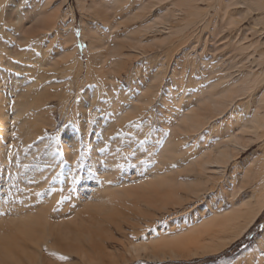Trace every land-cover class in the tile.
Instances as JSON below:
<instances>
[{
	"label": "rangeland",
	"instance_id": "obj_1",
	"mask_svg": "<svg viewBox=\"0 0 264 264\" xmlns=\"http://www.w3.org/2000/svg\"><path fill=\"white\" fill-rule=\"evenodd\" d=\"M78 1L80 0H67V4L65 6V8H69V14L72 13L74 17L73 40L69 43L66 41L68 44L67 43L64 44V46H66V51L69 52V53H66L67 55H69L66 61V64L68 65L67 67L70 68V71H69V68L62 66V65H65L63 64L65 63V61L60 62L58 66L56 67V68H59V67L61 68L62 66L64 67L63 69L67 68L69 72L66 69L65 76H61V75L52 76L55 71H48L50 72V75L52 76L49 78V79H52V82L50 80L51 82L50 94L51 96L52 94L54 96V93L56 92L57 93L55 94L56 97L54 96L56 99H54L52 96L51 97L52 99L51 98L48 99L46 105L42 107L43 109H45V107L46 109H49V108L50 109L47 111L41 108L42 112L38 113L40 117L45 119L44 122L40 123L41 124L40 126H35L33 119L31 120L30 123H28L27 121L30 119L28 118L30 113L28 114L25 113L24 115L19 117L18 121L21 122V125L15 127L12 135L7 134L6 135L7 138H6L4 135L2 136L1 134L2 132H0V136H1L0 137V142H1L0 147L6 145L5 149L7 151V154L4 155L5 163L0 166V176H2L0 178V207H1L0 210L2 209L0 211V216H3L8 211V214L19 217L20 214H21L20 216H22L23 214L25 215L29 212L36 211L37 209H39L40 205L47 202L48 203L47 209H50V213L48 211L47 218H49L52 221L57 220L58 218H60L61 220L62 219L65 220L74 213L73 209L76 210L77 208H79V205L81 206V204L83 203V200L87 198L90 200L93 197V192L96 189L102 188L103 186L113 187L115 185L116 186L121 185L122 183L126 184L127 182H129L130 179L131 181L127 183L126 185L132 184V183L134 184V182L136 183L135 180H137V177L139 179L140 177L141 178L145 177V175L148 174L147 173L148 169H149L148 172L151 170L152 171L156 170V169L160 171L164 170V171L170 172V170H174V168L175 169L178 168V170L180 171V167H179L180 163H184V164H181L182 166L180 165L181 169H184L185 166L183 167V165H188V161L200 155L202 153V150L208 149L210 146L221 142L225 133L234 134V131L236 130V128H234L236 126L235 124L240 125L244 117L247 119L252 115V112L256 106L255 101H257L256 99H258L260 94L264 91V84H262L259 87L254 88L249 95H243L241 96L243 98L241 97L237 98L235 100V103L231 105L232 107L230 106L228 111L226 110L223 114L220 115L221 118L219 115H217L216 118L214 116V118H212L211 121H209L210 124H208V127L204 126L203 127L204 129L202 128V130L196 133L194 131L193 132L194 134L192 132H191V135L190 133L189 134L187 133L185 135L181 133L179 134L177 133L176 138L177 137L178 138L176 139L174 136L177 142V145H174V147L178 149V146H179L180 153L183 150L182 154H185V155H182L183 157L181 155L176 157L177 161L176 159H174V161L173 160L171 161L170 159L169 161L166 160V162L164 161L163 164H160L161 161L157 154L160 151L159 148H162L161 143L164 144L166 142V139H168V137L170 136L169 130L172 132V127L175 126V123L174 124L171 123L173 122L172 120L175 119L174 116L172 117V114L174 112L175 114L177 113L179 115L180 113H183V110L185 108L194 109L195 104H196L195 102L199 98L198 94L200 90L201 91L207 90L206 85L208 86L210 84L220 83L216 87V91L217 90L220 91L225 88H229L230 85L233 86L231 83H233L232 81H234L235 83L236 79L237 80L234 85H236L237 82L240 83L245 78V75L247 73H251V74L254 73L255 75L256 74L258 75V73L260 74V72L262 73V71H264V64H259L257 60L260 51L264 50V46L262 48L260 47L259 49V47L255 43L258 40L263 42L264 35L262 36L258 35L259 25L254 24L255 20L259 17V14H257V11L255 10L254 12L253 11L251 12V9L253 10V7H254L251 4V3H254L253 0H238V2L240 1V2H244V3L246 2V3L244 4V6H240V7L239 6L229 7L230 9H227L228 11L227 13H225V16L223 14L224 13L223 11H224L225 5L228 3V0H211V1L210 0H207V1L206 0H194V3L192 0H187L188 2H186V0H178V1L173 0V3L174 1H177L178 4L180 1L179 5L181 6L182 5L184 6L183 3L185 2V6L188 5V8H190L191 12H194L195 8H198L199 9L198 12L201 11L200 13H203V16L202 14L199 13L203 19H200L198 17L199 19L197 18L196 20L195 16L193 15L190 18L191 21H189V23L191 22L189 24V26H191L190 28L191 30H190L189 26L185 25L186 24L184 22L185 20L181 16L183 14L181 13V11L186 12L188 8L185 11H183L182 8L184 9L185 7L180 6L181 7L180 8L181 11H180L179 8L177 7L178 4L175 5L176 3H174L175 12H172L171 15H173V13L176 14L174 15V18H176V20L173 21L174 18H172L171 16L172 19L170 20H172V22L170 23V20H169L168 23L165 24L163 19H166V18L164 17L162 19L163 21L161 20L162 22L161 24L163 23L164 24L162 26L160 24L154 27V28L157 27V31H158V33L155 32V34L153 32L156 29L149 28L147 30L148 32H146V30L145 31L143 30V27L146 26L145 24H149L152 21L153 16L156 17L160 13H162L163 15L166 14L167 12L170 13L171 9L173 8L172 0H166L168 1L167 2L168 4L165 2V0L164 2L163 0H161V4L163 6H162V9L160 10L159 8H161V5H159L160 1L158 0H152V2H155L157 6L155 4L153 5V3H151L150 0H127L125 4L126 9H124L125 12L118 11L119 14L118 12L116 13L118 14V16H115V18H113L112 20H115L116 23H120L121 17L125 15L131 16V14H133V17H134L136 13L134 14L133 12H138V9L141 6H143L142 3L144 1H146L144 2V6L147 2H149V4L148 3L146 4L147 9L142 8L146 10V15H145V10H144V12L142 13H140L141 11H139L136 16L138 17L139 15H142V16L145 15L147 19H145V16L143 18V21L135 19L137 18L136 16L135 18L131 17L132 20L129 17L130 19L129 22L125 23L126 27L120 26L116 28L115 31L113 32H111L112 30H109L108 25H106V22L102 21V18L100 17V15H97V16L90 15L89 16L86 14L87 12H80L78 10L79 7L86 8L87 6H89L91 0H86L87 5L78 4ZM94 1L96 3H98V1L100 2V0H94ZM208 1L210 2L208 3ZM249 4L252 6H250ZM150 5L154 6V8L156 6L155 9L152 7L151 9L152 13L151 11H148L150 9ZM193 6H195L194 9H193ZM133 7L134 8L136 7V9L138 8L137 11H135ZM166 7H167V10H166ZM175 7H177L178 9ZM128 8L130 11H128ZM153 9L155 10L154 11L155 14L153 13ZM157 9L159 11H157ZM126 10L131 14H129ZM178 11H180L181 15L177 13ZM156 12H157V15H156ZM238 12L241 13L239 16L237 14ZM169 13L167 15H169ZM229 17H232L231 18L232 20L234 18V21L235 22L237 21V23H234V21L232 22L231 19L228 21ZM240 17H242L241 22H240ZM133 19H135V21ZM193 19H194V22H193ZM220 19L222 20V22L220 21ZM122 21H124V19L123 20L121 19V22ZM197 21H200V22L197 23ZM230 21L232 22V24H234L233 26L231 25ZM181 22L183 23L181 24ZM169 23L174 24V25L171 26L169 25ZM177 23H180L179 25H181V28L177 27L178 25ZM193 23H195V25L197 23L196 26L194 25L195 28H193L194 26H192ZM255 23L257 24L258 22L256 21ZM164 25L168 27V30L166 29V27H164ZM170 26L172 28H170ZM158 27L159 29L161 28L160 29L161 32L159 31ZM162 27L164 28L163 29L164 31L162 30ZM87 28H90L91 30H93L92 35L97 40L104 41L105 46L103 47L102 51L104 50L106 51V53L104 51L102 52L101 50H99V52H96V55L95 53L90 52L89 50L90 40L82 36L87 30ZM175 28L178 33L177 34L178 36L177 37L175 36L176 40L178 38L177 41L176 40L173 41L174 38H172L174 37L173 36L174 34L176 35ZM169 29L171 30L174 29L172 30L173 31L172 36H170V34L168 35V32L170 31ZM172 31H170L171 34H172ZM144 32L147 35H145ZM152 33H153V36L155 37L152 36ZM179 33H181L182 35H180ZM192 33H194V35ZM158 34H159V37L157 36ZM116 35L117 37L114 40L113 37H115ZM166 35L167 37H164ZM179 35H180L181 40L179 39ZM186 35L189 36L188 41L186 40V38L188 37V36L186 37ZM104 36L106 38H104ZM124 36H127V38L123 39L122 37ZM162 36L164 37V39L166 38V40H163L165 41L163 45H161L163 42L161 39L163 38ZM119 37H120V40H119ZM1 38L2 40L6 41L4 42L9 46L10 51L13 50L11 51V54L14 53L15 55L16 50L12 46L14 45V40L12 41L11 39L7 37L4 38V36H1L0 39ZM128 38L133 40L132 42H134L135 40L142 41L143 47L141 49H143V51L142 50L133 51V50H130L128 47L125 48L124 50H121L124 56L125 55L127 56L126 57L122 56L123 58L117 59L118 68L116 69L114 66L112 67V68H115L114 73H113V69H109L108 71L107 66L104 67V61L101 59L106 58L105 56L107 54L109 44H115L118 42V40L121 44H123L122 40L131 41ZM154 38L156 39L155 41L152 40ZM159 38L162 41L158 43L160 46L156 45ZM17 40H18L17 41V53L19 54L20 52L21 54L20 55L16 54L17 56V57L15 56L16 62H15L13 55H12L13 58L11 57L10 53H6V54L3 53L2 55L4 58L3 57L0 58L1 78L4 79L7 83L9 82V85H12V83L16 81V76L18 78L17 81L20 80L22 83H27L28 81H32L33 79H35L37 75L40 74V72H42V71H39L38 68H36L35 70L34 67L33 68L31 67L32 65L36 66L34 63L28 64V62H24L27 60L26 57L29 55V52L26 51V49H24V44L22 45V43L19 41V37L17 38ZM153 41H154V44H153L154 47H152ZM18 42H20L21 44ZM170 42H171V45H170ZM144 43H146L148 47ZM69 44L70 46H68ZM167 44L169 45V47ZM173 44L177 46H174ZM10 45L12 46V48ZM164 45H166V47ZM74 47L76 48V50ZM149 47H152V48L149 49ZM156 47H161L163 50L162 49L160 50ZM171 49H172V53H171ZM165 50H168V51H165ZM70 52H73V53H70ZM24 54H26L25 59H24V56H25ZM71 54H72V57H71ZM7 56L9 57L8 59H6ZM71 58L73 59L70 61ZM1 60L2 62L5 60L11 65L15 63L14 65L17 66V70L13 67L11 68L4 67L3 64L1 65L2 63ZM155 60L157 62H154ZM19 62H21V64H19ZM24 64L25 66H22ZM22 68L23 69L32 68V70L35 71V74L33 73L34 71L31 73L30 70L25 71ZM20 69H22L23 72L22 70L20 71ZM214 70L217 71V73L216 72L213 73ZM67 72L69 73V75L67 74ZM57 73L58 72H56L55 74ZM97 73L99 74V77ZM222 73L223 75H221ZM143 74L145 75L143 76ZM217 74H219V76ZM27 75L28 76L30 75L29 77L31 78L29 79ZM10 76H13V77H10ZM222 77L226 79L223 82L220 80L222 79ZM66 78H68V80ZM187 78L188 79L190 78V79L187 80ZM227 78H229L228 79L229 83H228ZM39 79L41 80V78ZM39 79L37 80L38 82L36 83L35 86H38V84L40 85V82H41L40 86L42 87L43 86L42 83L44 82L42 80L40 81ZM218 80L221 82L219 83L216 82ZM53 81H54V84H53ZM144 82H145V86H144ZM60 84L63 87H61ZM53 85L56 86L55 89L52 88L54 87ZM79 86L81 87V89L78 88ZM97 86H99V88ZM41 87L40 88L39 86L34 87L35 88L34 90L38 93L40 92ZM5 89L6 88L3 89V92L7 91V89L6 90ZM98 89H100L99 92H98ZM139 89L141 91H139ZM94 91H96L97 95L91 104H88L89 102L87 98H84V100L80 101V99L85 96L84 94L89 93V92L94 93ZM67 92L70 94V96ZM155 92L157 93L156 97H155ZM158 93L159 95L160 94L162 95V98L160 97L161 98L160 102L158 101L159 99ZM63 94H64V97H63ZM116 94L119 95L118 98L120 99L117 100ZM75 97H76V100H74ZM14 98H15L14 96L13 98H9V101H11L9 106L14 105ZM65 98H68V99L63 101ZM78 98H79V101H78ZM148 98H151L150 100L151 102L148 101L146 103L145 100ZM129 103L132 106L141 109V111L136 117H133L127 120H122L124 110L126 107L129 106ZM58 105L59 107H57ZM72 105L73 106L76 105L72 109L74 114L71 112L72 110L70 108L72 107ZM97 105L99 108H97ZM64 107L65 109L67 107V109L65 110ZM104 108L106 111L104 110ZM232 108H233V111H232ZM98 109L100 110L97 111ZM119 109H121L122 111ZM114 110H116V112ZM235 111L237 112V114ZM80 112H84L88 118V122L82 123V125L83 124L86 125V127L84 126L83 130H82V125L79 124L77 120L78 119L77 116L80 114ZM233 114H234V120H233ZM235 114L238 115L239 117L236 116ZM71 116L72 118L73 117L74 118L72 119ZM222 116L224 118H222ZM8 120H6V123L11 122L10 119ZM120 120H122V123L120 122L119 124ZM229 121L231 123V126H230ZM222 122H223V127H225L224 125L226 124V122L229 124V126L228 124H226L228 129L225 132L224 130H226L227 127L225 129L222 128L221 127ZM232 123L235 126H233ZM88 131L90 133H88V136H87ZM11 136L13 137L11 138ZM100 137H101V140H100ZM180 137H181V142L178 143V141H180ZM94 138L96 140H94ZM94 143L95 144L98 143L96 149L93 148ZM100 143L102 144L100 145ZM72 145H74V148H75L74 152H77L75 157H72V154L68 153V149L72 148L71 147ZM103 145H105L108 148H106ZM102 146L105 148V150ZM262 146H263L262 142L258 141V142L249 144L245 148L243 149L241 148L240 150L235 152L233 154L234 160L229 161L228 165L225 167L224 172L216 173L214 175V178L216 179V181L210 182L209 185H205L206 187L204 188L205 190H203V192L198 191V193L200 192L199 198L196 199L194 196L191 195V196H188L189 197L188 199L190 200L185 199V195L182 193V191H180L179 197L185 199L184 201L187 200L186 203L184 201L182 202L183 204V207H181L182 209L176 208V210L175 209L172 210V208H167L166 209L167 212H164L166 210L162 211V209L159 208V205H156L157 209H149V208H146L145 206L144 207L142 206L144 213H143V210H141L142 208L140 209V207H139V211L131 210V209L130 211H127L126 215L129 218L128 219L129 221L127 220L128 224L132 223L134 226L136 225V228H134L133 230L132 227L127 226V224L125 225L123 224L122 227H123L124 233H122L123 230L121 232H118V229H116V231L118 232L117 233L115 232V228H114L113 235L115 236L114 237L115 242H111V243L105 242L107 251L112 252V253L117 251V253H120L121 255L116 256V258H119L122 260L124 250L126 249L127 246H129L128 243L136 244V243L146 242L145 244H149V241H151L150 239L153 240V239H159V238H166L167 236L170 237V235H176L177 233L187 232L188 229L196 226L199 222L205 220L206 217L210 218V216L212 215V213H214V211L216 215L218 214L220 215L221 213L224 214L223 212H226V210H232L234 206L236 207L240 203L248 202L251 204V206L255 205V198H256L255 196L258 194V190H254V187L252 184L253 182L248 183L246 180L243 179V177H244L245 172L249 170L251 171V172L249 171L251 174L253 175L256 174V172L253 173V171H257V169L260 168L261 164H263L264 149L262 148ZM106 149L108 151L107 157H105ZM93 150L96 151L95 155L98 156V160L100 162L98 160L96 162L93 161L91 157V153H90V152H93ZM138 150H140L141 153ZM138 154H140L141 156ZM100 155H103V156L100 157ZM141 157H142V160H141ZM103 158L106 160H104ZM70 161L72 162L70 163ZM12 166L13 167L15 166L17 168L14 171L13 176L11 172ZM104 167H106L107 169ZM112 167H113V172H111ZM1 168L3 171L1 170ZM103 169H106V170H103ZM208 169L211 170L210 168ZM77 170H79L78 171L79 173H76ZM102 172L104 173L103 174L104 176L102 175ZM176 172L178 174V171ZM181 172L183 173V170ZM181 172H179L180 174L177 175L179 177L176 176V178H178L177 179L178 183L179 181L183 183L185 180L186 181L184 183H187L189 185L190 183L192 184V181L195 183L196 179L193 176V174L183 173L182 175ZM184 172L186 171L184 170ZM141 173H143V175L145 173V175L142 176ZM6 175L7 176L9 175V176L7 177ZM4 180L7 184L4 183ZM30 181L32 183L35 182L36 184L35 183L31 184ZM45 181L46 183H43ZM81 182H83V184H81ZM40 184L42 185L41 187H40ZM208 187L209 189H207ZM238 187H242V188L239 190L238 194L234 195L235 197H233L232 198L233 200L231 201L230 194L232 193V191L233 193L234 191L236 192L237 190L236 188ZM33 189L35 190L34 192H33ZM78 203L79 205H77ZM209 205H210V208H209ZM10 206L14 210H12ZM140 212H142V215L140 214L138 218V214ZM130 214L132 215L131 217H130ZM144 216L148 217L149 219L147 218L144 219ZM213 216L214 215H212L211 217ZM149 220L152 221V223L154 221L153 225L152 223L151 225L149 224L150 223ZM172 222L175 223L174 226H172ZM252 226L253 227H251L245 233L243 237H241L239 240L235 241L234 243L227 245L226 247L223 248V251L217 254L208 255V256L198 255V256L190 257V258L184 257L185 259L181 258L177 260H165L161 262H155L147 258L138 259V257H135L133 258L134 260L129 259L128 263L120 262L119 264L121 263L122 264H257L259 260L261 259L264 260V233H263L264 231V211L261 213V215L257 218V220L254 222ZM124 228H126V230ZM136 233H139V234L136 235ZM120 241L121 242L124 241V242L119 243ZM112 248H114V250ZM41 251L43 253V256H45V259L49 260L47 261L48 263L78 264V260L74 256L66 254V253L64 254L58 253L54 250H51V248L49 249L47 246L42 247ZM55 255L57 257H55Z\"/></svg>",
	"mask_w": 264,
	"mask_h": 264
},
{
	"label": "bare ground",
	"instance_id": "obj_2",
	"mask_svg": "<svg viewBox=\"0 0 264 264\" xmlns=\"http://www.w3.org/2000/svg\"><path fill=\"white\" fill-rule=\"evenodd\" d=\"M150 1H151V3H153V5L155 4V2H152V0H150ZM158 1H160L159 5H161V8H159L160 6L158 7L160 10V9H162L163 5L161 4V0H158ZM177 1H174V3H176L175 5L178 4ZM192 1L194 3V0H192ZM210 1H208V3ZM126 2H127V0H100V2L98 1V3H96L94 0H91L89 6H87L86 8L85 7H79L78 10L80 12H87L86 14L89 16L90 15H96V16L100 15V17L102 18V21L106 22V25H108L109 30H112L111 32H113V31H115L116 28H118L120 26H125L126 25L125 23L129 22V20H130L129 17L130 18L133 17V14L128 12V11H130L128 8V11L127 10L126 11L129 14H131V16L130 15L126 16L124 14L125 16L121 17V19L122 20L124 19V21L121 22V19H120V23H116L115 20H112L113 18H115V16H118V14H119L118 11L125 12L124 9H126L125 8ZM144 2H146V1H144ZM144 2L142 3L143 6H141V7L139 6L140 7L139 9L137 8L138 12L141 11L140 13L144 12V10L147 9L146 4L147 3L149 4V2H147L144 6ZM163 2H164V0H163ZM165 2L167 3L168 1L165 0ZM186 2H188V1L186 0ZM253 2L254 3H251V4L254 7H253V10L251 9V12L252 11L254 12V10H255V11H257V14H259V17L255 20V22L257 21L258 23L256 24L254 22V24L259 25V32H258V30H257V32H258L259 36H262V35H264V0H253ZM156 3H158V2H156ZM174 3L172 0L173 8L171 9V7H170V9H171L170 13L167 12L164 15L162 13H160L162 15L161 16L160 14L157 15V12H156L157 16L156 17L153 16L152 21L149 20L151 22L149 24H145L146 26L143 27V30L144 31L146 30V32H148L147 30L149 28H154L155 26L160 25L162 23L161 20L164 17L166 18V19H163L165 24L168 23V21L170 19L174 18V15H176V14L173 13V15H171L172 12H175L174 11ZM245 3L240 2V1L238 2V0L237 1L236 0H228V3L225 5V7L223 6L224 7V11H223L224 16H225V13H227V11H228L227 9H230L229 7L244 6ZM66 4H67V0H0V37L4 36V38L7 37V38L11 39L12 41L14 40V45H12V46L16 50L15 55H14V53L11 54V51H13V50L10 51L9 46L5 43L6 42L5 40H2V38H3L2 37L0 39V58L3 57V55H2L3 53H5V54L10 53L11 57L13 55L15 62H16V57H17L16 54H18L17 53V41H18L17 38L19 37V41L22 43V45L24 44V49H26V51L29 52V55L27 57H26V54H24L25 55L24 59H25V57L27 58V60L24 62H28V64L34 63L36 66H33V65L32 66L30 65V66L32 68L34 67L35 70H36V68H38L39 71H42V72H40V74L37 75V73L39 72L37 70L38 71L36 73L37 77L35 75L36 78L33 79L34 78L33 77L32 78L33 80L28 81L27 83H22L20 80L17 81L18 78L16 76V81L14 80L15 82H13L12 85H9V82L7 83L4 79L1 78V75H0V132H2L1 133L2 136L4 135L6 137L7 134L12 135L15 127L21 125V122L18 121L19 117H21L25 113L26 114L30 113L28 116V118H30V119L27 122L30 123L31 120L33 119L35 126H40L41 125L40 123H43L45 120L44 118L40 117L38 115V113L42 112L41 108L43 106H45L48 99H50L53 96V94H52V96L50 94V85H51L52 79H49V78L52 76H56V75L57 76L58 75L65 76L66 75L65 74L66 69L69 68V67H67L68 65L66 64V61L69 57V55H67L66 53H69V52L66 51V46H64V44L67 42L69 43L73 40L74 17H73L72 13L69 14V8H65ZM78 4L87 5L86 0H80V1H78ZM179 4H180V1H179ZM179 4L177 7L180 10V8L183 5L181 6ZM183 4H184L183 7H185V8L184 9L182 8V10L185 11L188 8V5L186 4L187 6H185V2ZM252 5H250V6H252ZM156 6H155V8H156ZM191 6H192V4H191ZM195 6H193V9L195 8ZM152 7L154 8V6L150 5V9L148 11H151ZM177 7H175V8H177ZM142 8H145V9H142ZM219 8H218V10H219ZM134 9H135V11H137L136 7ZM154 9H153V13L155 11ZM177 9H176V11H177ZM188 9L186 10V12H182L180 10L181 13H183L182 15L180 14V11L177 12L185 20L184 22L186 23L185 24L186 26H189V24L191 23V22L189 23V21H191L190 18L193 15L195 16L196 20L198 17L200 19H203L200 15V14H202V16H203V13H200L201 11L198 12L199 11L198 8H195L194 12H191L190 8H188ZM113 10H114V12H113ZM159 10L157 9V11H159ZM166 10H167V7H166ZM166 10H164V11H166ZM117 12H118V14H116ZM138 12H133V13L134 14L136 13V15H137ZM151 13H152V11H151ZM168 13H169V15H167ZM237 14L239 16L241 13L238 12ZM121 15H123V14H121ZM121 15H119V16H121ZM145 15H146V10H145ZM148 15H150V14H148ZM243 15H242V17H243ZM135 16L133 18H135ZM139 16H138L139 18L136 16L137 18H135V19L143 21L144 16H142V15H139ZM171 16H172V18H171ZM224 16H222V17H224ZM242 17H240V22H241ZM231 18L232 17H229V19L227 18L228 21ZM135 19H133V20L135 21ZM145 19H147L146 16H145ZM117 20H119V19H117ZM131 20H132V18H131ZM175 20H176V18L173 19V21H175ZM220 21L222 22L221 19H220ZM233 21H234V18H233L232 22ZM171 22H172V20H170V23ZM193 22H194V19H193ZM199 22L200 21H197V23H199ZM232 22L230 21L231 25L233 26L234 24H232ZM170 23H169V25H171V26L174 25V24H170ZM182 23L183 22H181V24ZM197 23H196V25H197ZM230 23H229V25H230ZM234 23H237V21L236 22L234 21ZM163 24H161V26ZM177 24H178L177 27L181 28V25H179L180 23H177ZM194 25H195V23L192 24V26H194ZM129 26H130V24H129ZM171 26H170V28H172ZM195 26L193 28H195ZM159 27H158V29H159ZM164 27H166V29L168 30L167 26L164 25ZM205 27H206V25H205ZM190 28H191V26H189V29ZM154 29H156V30H154L153 33L154 34H155V32L158 33L157 27ZM160 29H159V31H160ZM163 29L164 28L162 27V30ZM186 29H187V27H186ZM169 30L172 31L174 29H172V30L169 29ZM206 30H207V28H206ZM151 31H152V29H151ZM170 31L168 32V35L170 34V36H172L173 31H172V34L170 33ZM92 33H93V30H91L90 28H87V30L85 31V33L82 36L84 38H87L88 40H90L89 50H90V52H93L96 55V52H99V50L102 51L103 47L105 46V43H104V41L97 40L92 35ZM153 33H152V36H153ZM175 33H176V35L174 34L173 35L174 37H172V38H174L173 41L176 40L175 36L176 37L178 36L176 28H175ZM186 33H188V32H186ZM96 34H97V32H96ZM142 34H143V32H142ZM179 34L182 35L181 33H179ZM192 34L194 35V33H192ZM145 35H147V34L145 33ZM180 35H179V39L181 40ZM133 36H134V34H133ZM157 36L159 37V34ZM187 36L188 35H186V37ZM116 37H117V35L115 37H113L114 40L116 39ZM153 37H155V36H153ZM164 37H167V35ZM164 37L163 38L160 37L162 39V41L166 40V38L164 39ZM183 37H184V35H183ZM104 38H106V37L104 36ZM122 38L126 39L127 36H124ZM145 38H146V36H145ZM188 38H189V36L186 38L187 41H188ZM159 39H158V42L156 41L157 42L156 45H159L158 43L162 42L161 39L160 40ZM119 40H120V37H119ZM119 40L115 44H109V48H108L107 54L105 56L106 58L101 59L104 61V67L107 66L108 71H109V69H113V73H114L115 68L116 69L118 68L117 59H121V58H123L122 56H124V54H123V52H121V50H124L125 48L128 47L130 50H133V51L134 50H142L143 51V49H141L143 47L142 41L135 40L134 42H132L133 40H131V39H129L131 41L122 40V42L124 44L123 45L119 42ZM152 40L155 41L156 39L154 38ZM177 40H178V38H177ZM191 40H192V38H191ZM154 41L152 42V45L154 44ZM9 42H10V40H9ZM20 42H18V43H20ZM171 42H170V45H171ZM164 43H165V41H163L161 45H163ZM255 43L259 47V49H260V47L262 48L264 46V41L261 42L258 40ZM144 44H146V43H144ZM173 45L177 46L178 44L177 45L173 44ZM12 46H11V48H12ZM25 46H27V47H25ZM68 46H70V44ZM146 46H147V44H146ZM164 46L166 47V45H164ZM72 47H73V45H72ZM152 47H154V45ZM152 47H149V49ZM168 47H169V45H168ZM146 48H144V49H146ZM156 48H158L160 50L162 49L161 47H156ZM191 48H193V47H191ZM75 50H76V48H75ZM20 51H22V50H20ZM165 51H168V50H165ZM175 51H177V50H175ZM104 52L106 53V51H104ZM70 53H73V52H70ZM162 53H163V51H162ZM171 53H172V49H171ZM20 54L21 53L19 52L18 55H20ZM154 54H155V52H154ZM154 54H153V56H154ZM165 54H164V56H165ZM53 56H54V58H53ZM126 56L127 55H125L124 57H126ZM71 57H72V54H71ZM8 58L9 57L7 56L6 59H8ZM72 59L73 58H71L70 61ZM5 60L3 62L1 60V62H2L1 65L3 64L4 67H6V68L13 67L17 70V66L14 65L15 63L11 65ZM257 60H258L259 64H264V50L260 51ZM62 61H65V63H63L65 65H62V66L67 67V68L63 69L64 67H62V66H61L62 69L60 67L56 68L58 66V64ZM154 62H157V61L155 60ZM154 62H152V63H154ZM19 64H21V62H19ZM72 64H73V62H72ZM22 66H25V64ZM100 66H101V64H100ZM113 66L115 68H112ZM141 67H142V65H141ZM32 68H24V69L22 68V69L25 71L30 70L32 73L34 71V70H32ZM22 69H20V71ZM100 69H101V67H100ZM104 69H106V68H104ZM23 70H22V72H23ZM48 71H55V72L54 73L52 72L53 75L51 76L50 72H48ZM67 71H68V69H67ZM69 71H70V68H69ZM56 72H58V73L55 74ZM68 72H67V74L69 75ZM205 72H206V70H205ZM215 72L217 73V71L214 70L213 73H215ZM218 72H219V70H218ZM33 73L35 74V71ZM5 74H6V72H5ZM29 74H30V72H29ZM74 74H75V72H74ZM144 75L145 74H143V76ZM217 75L219 76V74H217ZM221 75H223V73ZM5 76H4V78H5ZM13 76H10V77H13ZM29 76L27 75V77H29ZM10 77H9V79H10ZM98 77H99V74H98ZM30 78L31 77H29V79ZM39 78H41V80L44 83H42L43 84L42 87L40 86L41 82H40V85L38 84L39 88L41 87V90H40V92L37 93L34 90L35 89L34 87H38L35 85L38 82L37 80ZM66 79L68 80V78H66ZM170 79H169V81H170ZM189 79L187 78V80H189ZM228 79L229 78H227V80ZM50 80H51V82H50ZM220 80L223 82L226 79H224L222 77V79H220ZM236 80H235V83H236ZM82 81H84V80H82ZM221 81L218 80L216 82L219 83ZM69 82H70V80H69ZM172 82H174V81H172ZM232 82L233 83H231V84L233 86H231L229 84L230 85L229 88H225V89L222 88L223 90H220V91H218V90L216 91V87L220 83L219 84H210L208 86L206 85L207 90H205V91L200 90L199 94L197 93L199 95V98L195 102L196 104H195L194 109H186L185 108L183 110V113H180L179 115L177 113L175 114V112L172 114V117L174 116L175 119H173L172 120L173 122H171V123L172 124L175 123V126L172 127V132L169 130L170 134L167 132L170 136L168 137V135H167L168 139H166L165 143L163 142L164 144L161 143L162 148H159L160 151L157 155L161 161V162L159 161L160 164H163L164 161L166 162V160L169 161L170 159H171V161L172 160L174 161V159H176V161H177L176 157H178L180 155L181 156L185 155V154H182L183 150L180 153L179 146H178V149H176L174 147V145H177V142L175 140L177 133L178 134L181 133L183 135L190 133V135H191V132L193 133L195 131V133H196V132L202 130V128L204 126L208 127V124H210L209 121H211V119L214 118V116L216 118L217 115L220 116L226 110L228 111L230 106L235 103V100L237 98H239L243 95H249L254 88L259 87L260 85L264 84V71H262V73L260 72V74L258 73V75L257 74L255 75L254 73L253 74L247 73L245 75V78L240 83L237 82L236 85H234L235 84L234 81H232ZM214 83H215V81H214ZM228 83H229V80H228ZM53 84H54V81H53ZM141 84H142V82H141ZM55 85H53L54 87H52V88L55 89V87H56ZM60 86L63 87L61 84H60ZM112 86H113V84H112ZM144 86H145V82H144ZM163 86H164V84H163ZM97 87L99 88V86H97ZM4 88L7 89L6 92H3ZM78 88L81 89L80 86ZM65 90H66V88H65ZM99 90L100 89H98V92H99ZM139 91H141V90L139 89ZM55 92H56V90H55ZM68 92H70V91H68ZM56 93H54V96ZM84 93H82V94H84ZM112 93H113V91H112ZM161 94L159 95V93H158V95H159L158 101L159 102H160V99L162 98ZM84 95L85 96L82 98L79 96L81 98L80 101L84 100V98H87L88 102H89L88 104H91L94 101L97 93H96V91H94V93L89 92V93H86ZM107 95H108V93H107ZM116 95H117V97H116L117 100L120 99V98H118L119 95L118 94H116ZM156 95H157V93L155 92V97H156ZM13 96L15 97L14 98V105L11 104L12 106H9V104L11 103V101H9V98H13ZM54 96H53V98L56 99L55 98L56 96L55 97ZM69 96H70V94H69ZM63 97H64V94H63ZM68 98H65L63 101L67 100ZM109 98H111V97H109ZM241 98H243V97H241ZM74 100H76V97ZM150 100H151V98H148L145 100V102L147 103ZM240 100H242V99H240ZM256 100H257V101H255L256 106L252 112V115L249 118L246 119L244 117L245 120L243 118L244 121L242 120V123L240 122L241 121L240 120L239 121L241 123L240 125L235 124L236 125L235 126L232 123L233 126H235L234 128H236V130L234 131V134L225 133L221 142H219L218 144L210 146L208 149L202 150V153L200 155H198L196 158H192L191 160L188 161V165H183V167L185 166L184 169H181V166H182L181 164H184V163H180V165H181V166L179 165L180 171L178 170V168H176V169L174 168L175 171L170 170V172L164 171V170L160 171L158 169L153 170V171L151 170L148 172V170H149L148 169L147 170L148 174L145 175V173H144L145 177H142V178L140 177L139 179L137 177V180H135L136 183L134 182V184L132 183V184L126 185L127 183H129L131 181V179H130L129 182H127L126 184L121 182L122 184L118 185L119 187L115 185L113 187L103 186L102 188H99L96 190L94 189L95 191L93 192V197L90 200L87 198L88 196L86 197L87 199L84 198L85 200H83V203L81 204V206L78 203L77 205H79V208H77L76 210L73 209L74 213L72 215H70L65 220H63V219L61 220L60 218H58L57 220L52 221L49 218H47L48 211L50 213V209H47L48 203L45 201H44L45 203L40 205L41 207L39 206V209H37L36 211L29 212L25 215L23 214L22 216H20L21 215L20 214L19 217L15 216V215H10V214H8V211H7L3 216H0V264H51V263L47 262L49 260L45 259V256H43V253L41 251V248L44 246H47L49 249L51 248V250H54L58 253H63V254L66 253V254L74 256L78 260V264H119L120 262L128 263L129 259L132 260L135 257H138V259L147 258V259L153 260L155 262H161V261H165V260H177V259H181L184 257L190 258V257L198 256V255L199 256H204V255L208 256V255L217 254V253L223 251L224 247L234 243L235 241H237L241 237H243L245 235V233L251 227H253L252 225L254 224V222L257 220V218L264 211V162H263V164H261L260 168L257 169L258 172L253 171V173L256 172V174H254V175L251 174L250 173L251 171L249 170L250 172L246 171L244 174V177H243V179L246 180L248 183L253 182L252 184H253L254 190H258V194L255 196L256 197L255 198V205L251 206V204L248 202L240 203L236 207L234 206V208L232 210H226V212H223L224 214L221 213L220 215L219 214L216 215V213L214 211V213H212V215H214L213 217H211L212 215L210 216V218L206 217L207 219L205 218V220L199 222L196 226L188 229L187 232L177 233L176 235H170V237L167 236L166 238H159V239H153V240L150 239L151 241H149V244H145L146 242L145 243H136V244L128 243L129 246H127L126 249L124 250L122 260L119 258H116V256L121 255L120 253H117V251L113 252V253L107 251V248L105 246V242H110V243L115 242V240H114L115 236L113 235L114 234L113 233L114 228H115V232H117L116 229H118V232H121L123 230V227H122L123 224L124 225L127 224V226L132 227L133 230H134V228H136V225L134 226L132 223H131L132 225L130 223H129L130 225L128 224L129 218L126 215V213H127V211H130V209L139 211V207L141 209L142 206L143 207L145 206L146 208H149V209H157L156 205H159V208L162 209V211L166 210L167 208H172V210L173 209L176 210V208L180 209L181 207H183L182 202L185 199H188L189 198L188 196L192 195L196 199L199 198L200 192L198 193V191L203 192V190H205L204 188L206 187L205 185H209L210 182L216 181V179L214 178V175L216 173H220V172L223 173L224 172L225 167L228 165L229 161L234 160L233 154L235 152H237L241 148L242 149L245 148L249 144H252V143L258 142V141L262 142V145H263L262 148L264 149V110H262V109H264V91L260 94L259 98ZM78 101H79V98H78ZM119 102H120V100H119ZM76 103H78V102H76ZM68 105H70V104H68ZM130 105L131 104L129 103V106L127 105L128 107L125 108L123 116H122V120H127L130 118L136 117L140 113L141 109L134 107L132 105L130 106ZM75 106L76 105H74V106L72 105V107H70L71 110ZM57 107H59V105ZM67 107H66V109H67ZM97 108H99L98 105H97ZM105 108H104V110H105ZM49 109H46V107H45V109H43V110L48 111ZM64 109H65V107H64ZM32 110H33V112H32ZM99 110L100 109H98L97 111H99ZM119 110H121V109H119ZM238 110H239V108H238ZM114 111L116 112V110H114ZM232 111H233V108H232ZM71 112L74 114L73 110ZM230 112H231V110H230ZM95 113H96V111H95ZM236 114H237V112H236ZM35 115H36V117H35ZM236 116H238V115H236ZM77 117H78L77 120H78L79 124H81V125H82V123L88 122L87 115L84 112H80V114ZM71 118H72V116H71ZM220 118H221V116H220ZM222 118H224V117L222 116ZM8 119L11 120L10 123H6V120H8ZM170 119H172V118H170ZM122 120L119 121V124H120V122L122 123ZM174 120H175V122H174ZM233 120H234V114H233ZM73 123H74V121H73ZM168 123H169V121H168ZM229 123H230V121H229ZM226 124H228V123L226 122ZM226 124L224 125L225 127H223V122H222L221 127L225 129L227 127ZM84 126L86 127V125L83 124L82 130H83ZM88 126H89V124H88ZM164 126H165V124H164ZM228 126H229V124H228ZM230 126H231V123H230ZM166 127H167V125H166ZM127 128H128V126H127ZM227 129H228V127L226 128V130H224V132L227 131ZM109 130H111V129H109ZM85 133H86V131H85ZM88 133H90V132L89 131L87 132V136H88ZM82 135H83V133H82ZM72 136H74V135H72ZM174 136H175V138H174ZM12 137L13 136H11V138ZM95 138H94V140H96ZM82 139H84V138H82ZM4 140H6V139H4ZM76 140H77V138H76ZM100 140H101V137H100ZM100 140H99V142H100ZM79 141H77V142H79ZM180 142H181V137H180V141H178V143H180ZM97 144H95V143L93 144L94 149L97 148ZM101 144L102 143H100V145ZM5 146L0 147V166L5 163V160H4L5 156L4 155L7 154ZM103 146H105V145H103ZM71 147L72 148H69V149L67 148L68 153L69 154L71 153L72 157H75L77 152H74L75 151L74 145H72ZM106 148H108V147H106ZM104 150H105V148H104ZM138 151L140 152V150H138ZM107 152L108 151L106 149L105 157H107ZM90 153H91V157H92L93 161L96 162L98 160V156L95 155L96 151L93 150V152H90ZM135 153H137V152H135ZM104 154H105V152H104ZM78 155H79V153H78ZM138 155H140V154H138ZM102 156L103 155H100V157H102ZM142 157H141V160H142ZM77 160H76V162H77ZM104 160H106V159H104ZM71 162L72 161H70V163ZM134 163H136V162H134ZM74 164H75V162H74ZM157 164H159V163H157ZM15 166L11 167L12 176H13L14 171L17 169ZM113 167L111 169L112 171L110 170L111 172H113ZM2 168H1V170H2ZM104 168H106V167H104ZM208 168H210L211 170H209ZM73 169H74V167H73ZM106 169H103V170H106ZM182 170H183V173H185V174H193V176L196 179L195 183L192 181V184L190 183V185H189L187 183H184L186 180L183 182L184 184L181 183L180 181L178 183V180H177L178 178H176V176L178 174H180L179 172H181ZM184 170L186 172H184ZM78 171L79 170H77L76 173H79ZM133 171H135V170H133ZM176 171H178V174ZM7 173H8V171H7ZM106 173H108V172H106ZM183 173H182V175H183ZM9 174H10V172H9ZM103 174L104 173L102 172V175ZM141 174H142V176H144L143 173H141ZM126 175H127V173H126ZM110 176H111V174H110ZM133 176H135V175H133ZM1 177L2 176H0V178ZM177 177H179V176H177ZM107 181H109V180H107ZM104 182H102V183H104ZM4 183H6L5 180H4ZM34 183L31 182V184H34ZM43 183H46V181ZM81 184H83V182H81ZM9 186H10V184H9ZM41 186L42 185L40 184V187ZM241 188L242 187L236 188L237 190H236V192L234 191V193L231 190L232 191V193L230 192L231 193L230 194V196H231L230 200L231 201L233 200L232 198L235 197L234 195L239 193V190ZM207 189H209V187ZM34 191L35 190L33 189V192ZM180 191H182V193L185 195V199L179 197ZM28 197H29V195H28ZM28 200H29V198H28ZM49 200H48V202H49ZM188 200H190V199H188ZM184 202L186 203L187 200ZM137 203H138V205L139 204H141V205L138 206ZM146 208H145V210H146ZM209 208H210V205H209ZM12 210H14V209L12 208ZM141 210H143V208ZM19 212H21V211H19ZM164 212H167V210ZM143 213H144V210H143ZM140 214L142 215V212H140L138 214V218H139ZM175 214H176V212H175ZM131 216L132 215L130 214V217ZM145 218L149 219L148 217L144 216V219ZM130 220H132V219H130ZM139 220H138V222H139ZM134 223H135V221H134ZM136 223H137V221H136ZM151 223H152V221H150L149 224L151 225ZM153 223H154V221H153ZM153 223H152V225H153ZM174 225H175V223L172 222V226H174ZM124 229L126 230V228H124ZM141 229H143V228H141ZM131 231H132V229H131ZM135 232H136V230H135ZM122 233H124V230ZM263 233H264V231H263ZM137 234H139V233H136V235ZM136 235H134V236H136ZM140 236H141V234H140ZM148 237H150V236H148ZM125 240H126V238H125ZM208 240H209V242H208ZM122 242H124V241H122ZM122 242L120 241L119 243H122ZM116 247H118V246H116ZM112 249L114 250V248H112ZM55 257H57V256L55 255ZM58 259H60V258H58ZM257 264H264V260L263 259L259 260L257 262Z\"/></svg>",
	"mask_w": 264,
	"mask_h": 264
}]
</instances>
